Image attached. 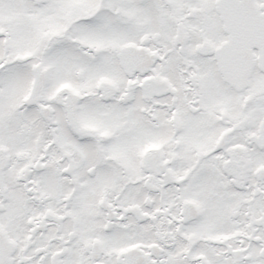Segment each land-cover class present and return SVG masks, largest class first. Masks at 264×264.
Instances as JSON below:
<instances>
[{"label": "snow or ice", "instance_id": "snow-or-ice-1", "mask_svg": "<svg viewBox=\"0 0 264 264\" xmlns=\"http://www.w3.org/2000/svg\"><path fill=\"white\" fill-rule=\"evenodd\" d=\"M0 264H264V0H0Z\"/></svg>", "mask_w": 264, "mask_h": 264}]
</instances>
